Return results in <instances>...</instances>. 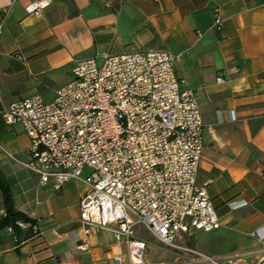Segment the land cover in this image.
Listing matches in <instances>:
<instances>
[{"label": "crops", "instance_id": "1", "mask_svg": "<svg viewBox=\"0 0 264 264\" xmlns=\"http://www.w3.org/2000/svg\"><path fill=\"white\" fill-rule=\"evenodd\" d=\"M31 1L0 0V173L16 210L38 220L42 236L18 245L0 228V264H128L126 245L110 232L85 234L82 180L57 192L5 155L28 161L30 141L1 113L34 95L54 100L72 81L77 59L157 49L180 55L176 74L197 94L204 123L197 183L210 182L220 217L219 229L194 232L185 245L221 260L248 254L232 264H257L264 244L250 233L264 227V0H51L42 14L28 15ZM162 254L157 263L176 260L164 248Z\"/></svg>", "mask_w": 264, "mask_h": 264}, {"label": "built area", "instance_id": "2", "mask_svg": "<svg viewBox=\"0 0 264 264\" xmlns=\"http://www.w3.org/2000/svg\"><path fill=\"white\" fill-rule=\"evenodd\" d=\"M50 2L32 0L26 13L42 14ZM5 17L0 12V37ZM214 23L223 29L219 11ZM179 57L157 49L104 54L101 62L77 59L72 81L54 100L34 95L2 111L8 126H22L30 159L4 153L57 192L82 180L88 187L79 202L85 234L110 232L126 245L128 264H149L150 244L137 228L175 254L173 263L158 264H232L248 254L221 260L185 245L194 232L219 229L220 217L207 193L210 182L197 183L204 123L196 92L176 74ZM86 168L90 175L82 178ZM16 228L29 235L20 239ZM7 229L18 245L42 236L38 220H19ZM250 236L264 244V227ZM257 264H264V249Z\"/></svg>", "mask_w": 264, "mask_h": 264}, {"label": "trees", "instance_id": "3", "mask_svg": "<svg viewBox=\"0 0 264 264\" xmlns=\"http://www.w3.org/2000/svg\"><path fill=\"white\" fill-rule=\"evenodd\" d=\"M0 190L3 194L4 198V206H5V216L0 220V228L7 227L9 225L16 226L17 221H33L26 217L22 212L16 210L14 205V198L11 192L10 186L6 181L5 177L0 173ZM35 222V221H33ZM16 234L18 237H21L24 233L16 228ZM25 237L29 235L28 232L25 233Z\"/></svg>", "mask_w": 264, "mask_h": 264}, {"label": "rangeland", "instance_id": "4", "mask_svg": "<svg viewBox=\"0 0 264 264\" xmlns=\"http://www.w3.org/2000/svg\"><path fill=\"white\" fill-rule=\"evenodd\" d=\"M89 175H90V169H88V168L84 169L83 174H82V178H87ZM137 233L140 234V237L143 240L148 241L150 244L148 254L146 256V261H148L150 263H157V262L161 261L162 258L164 257L162 254L163 248H164L162 246V244H160L148 231H146L144 229H141V228L137 229ZM189 245H191V244L189 243Z\"/></svg>", "mask_w": 264, "mask_h": 264}]
</instances>
